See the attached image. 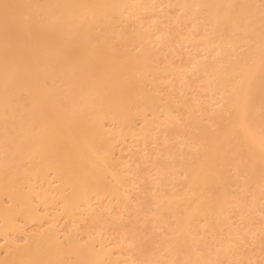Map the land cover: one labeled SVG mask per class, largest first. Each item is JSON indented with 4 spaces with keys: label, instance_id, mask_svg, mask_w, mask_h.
I'll return each instance as SVG.
<instances>
[{
    "label": "bare ground",
    "instance_id": "1",
    "mask_svg": "<svg viewBox=\"0 0 264 264\" xmlns=\"http://www.w3.org/2000/svg\"><path fill=\"white\" fill-rule=\"evenodd\" d=\"M137 1L0 0V220L19 230L14 216L21 204L26 216H47L50 223L26 233L24 245L10 241L0 264H130L132 258L113 255L103 242L97 248L92 238L82 240L81 228L62 235L53 227L52 193L67 216L87 212V219L99 220L105 196L126 193L135 174L116 151L117 136L148 145L158 132L165 141L173 133L187 138L182 146L169 144L165 156L153 155L161 222L165 208L184 206L175 212L173 245L205 225L227 239L226 252L230 241L240 247L230 206L243 216L264 197V0H167L180 7V18L205 29L183 54L190 70L207 73L217 102L209 109L198 100L199 107L185 110V122L178 117L184 108L170 90L161 93L157 79L165 70L184 76V69L154 65L153 29L145 22L150 9ZM210 49L221 61L204 57ZM40 177L44 184L37 187ZM168 182L179 186L172 190ZM251 186L247 201L243 192Z\"/></svg>",
    "mask_w": 264,
    "mask_h": 264
},
{
    "label": "rangeland",
    "instance_id": "2",
    "mask_svg": "<svg viewBox=\"0 0 264 264\" xmlns=\"http://www.w3.org/2000/svg\"><path fill=\"white\" fill-rule=\"evenodd\" d=\"M139 5L142 8L150 9L147 14L149 16L147 18L146 15L145 22L146 25L149 23L147 26L153 29L150 40L153 41V45L157 51L154 65L158 68H163L171 64L184 69L183 72L185 74H183L184 76L187 75L185 77L178 76L172 70L158 73L157 79L160 81L159 87H162L160 88L162 89L161 93L164 94L170 90L172 95L174 93L173 97L181 104V108H184L181 111L183 113H176L179 114L178 117L182 122H185L187 120V111L185 110L191 105L194 108L199 107V101L207 102L209 109H213L217 102L215 96L212 95L213 90H209L206 86L207 73H198L190 70L189 63L191 64V60L186 55L184 56L185 52L192 47L190 40L199 38L205 30L204 27H195L188 20L180 18V7L170 4L167 0H139ZM153 5L154 8L152 7ZM153 24L155 28L152 26ZM204 57L221 61V58L215 56V51H212V49L208 50ZM186 95L188 96L185 97ZM157 136L161 139L158 140L159 138L157 137L148 143V145L144 144L141 140L139 142L137 136L125 135L127 137L125 140H122V136H117L119 143L116 151L118 154L124 153L123 155L126 157L124 159L128 161L129 166L135 171L131 180L134 179L130 180L127 187L129 189L127 191L129 193L126 192L129 194L128 196L125 192L119 197L113 195L105 196L103 202L106 206L104 211L102 210L103 213L99 220L87 219L89 217L87 212H79L74 217L67 216L62 212L61 198L54 191L52 195H55L57 198L53 200L50 206L58 216L52 217L54 220V222H51L53 227L59 228L62 235L81 228L77 230V233L82 240L89 241L92 238L97 248H100L102 246L101 242H103L104 245L106 244L108 247H111L113 255L122 253L124 257L127 256L130 260L133 259V263L131 261L130 264H264V197H262L257 205L248 206L243 216L239 214L238 209L234 205L230 206L231 225L235 230L239 231V235L242 238L240 247H237L234 241H230L228 242L229 247L226 252L224 243L227 242V239L219 240L205 225L198 227L192 235V239L185 237L176 243L177 246L173 245V232L177 226L175 212H182L184 206L171 204L170 207L165 208L164 216L166 220L165 222H161L156 213V204L163 198L159 195L162 186L155 183L151 177L155 167L153 155L159 153L165 156L170 149L169 144L177 143L182 146V141L187 138L186 136H177L173 133L168 134L165 141L162 140V133L158 132ZM129 149H132L131 152ZM128 151L131 154L129 155L130 159H127L129 158ZM140 151L141 155L139 154ZM232 172L234 170L230 167V173ZM49 173V178L53 181V184H57L56 176L55 174L53 175L54 172L49 170ZM34 181L37 187L44 184V180L41 177L34 179ZM24 184L26 185V183ZM166 185L167 188L172 190L179 186L173 187V182H168ZM234 187L238 190L241 189L240 185H235ZM252 189L253 187L251 186V189L243 192L247 201L250 199ZM38 190L42 191L39 188ZM179 194H182V192H179ZM4 199L6 204H11L8 196H5ZM37 199L38 196L34 195L33 200L37 201ZM94 199L93 201L96 202L95 209L99 210V206H97L99 202L96 200V196H94ZM108 201H111L110 204H108ZM36 203L38 204L39 201ZM16 207L19 211L14 216V223L20 227L19 230H16L15 227L6 229L4 223L0 220V256L2 258L8 255L7 250L9 249L8 244L10 241H17L16 243L19 242L18 245H24L27 242L26 233L42 232L47 225H50V223L45 222L48 219L47 216L40 215L42 222L23 214L21 204H17ZM39 208L40 214L43 215L45 213L44 207L40 206ZM105 212L109 213H107L108 216ZM43 217L47 218L43 220ZM81 217H83L82 220ZM73 220L75 221L72 222ZM38 222H40V225ZM65 225H69L70 227ZM22 230L26 232L24 233ZM81 230L83 233H79ZM222 232L224 235H227V225L222 226ZM108 264L115 263L108 262Z\"/></svg>",
    "mask_w": 264,
    "mask_h": 264
}]
</instances>
